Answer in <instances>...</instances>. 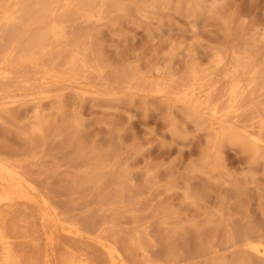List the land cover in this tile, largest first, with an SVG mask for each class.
I'll return each mask as SVG.
<instances>
[{"label":"rangeland","instance_id":"374dc122","mask_svg":"<svg viewBox=\"0 0 264 264\" xmlns=\"http://www.w3.org/2000/svg\"><path fill=\"white\" fill-rule=\"evenodd\" d=\"M113 1L126 8L114 9L96 0L92 17L70 13L64 19L65 38L55 50H77L89 61L75 81L51 80L46 84L36 79L34 91L49 88L48 97L33 95L36 98L0 107V134L19 148L22 140L4 109L18 115V124L30 125L36 111L54 115L58 97L71 99L68 112L80 113L88 142L116 150L117 158L129 165L131 185H143L133 202L106 204L102 195L119 186V181L106 183L99 191L92 185L67 190L54 183L56 177L53 184H47L50 180L38 183L40 194L61 214L60 226L79 225L80 236H63L58 243L82 246L101 259L103 248L97 242L110 241L109 229L115 230L118 240L132 231H146L155 244L151 251L157 252V237L165 227L158 224L157 212L169 209L196 218H203L204 212H232L231 180L250 173L260 184L258 188L249 186L247 212L257 232H264V196L259 195H264L263 161L251 162L250 153L237 143L225 142L219 152L213 149V138L221 130L217 121L223 119L220 115L228 101L227 89L234 79L240 81L245 97L226 113L225 124L236 125L240 131L256 129L253 105L264 99V0H201L200 7L177 4L176 0L154 5L150 0ZM7 43L0 29V52ZM59 70L65 69L59 66ZM193 71L201 79L192 97L216 102L222 108L216 116L219 118L207 109L198 110L200 117L183 114L194 107L179 93L193 82ZM253 75L256 78L251 83ZM253 83L258 88L254 91ZM157 87L166 90L160 92ZM59 145V138L47 140L42 160L58 162V174L70 175L78 170L71 148ZM211 164L216 166L214 170H210ZM149 176L152 184L147 181ZM168 182L172 185L165 189ZM112 212H124L115 227L106 223L101 230H93L87 224L89 215L110 217ZM134 215L141 217L138 223L133 222ZM34 225L36 230L15 240L16 247L26 253L36 237L37 243H43L39 221ZM136 257L135 262L126 257L125 264H142L140 252ZM180 264H202V259H184Z\"/></svg>","mask_w":264,"mask_h":264},{"label":"bare ground","instance_id":"6f19581e","mask_svg":"<svg viewBox=\"0 0 264 264\" xmlns=\"http://www.w3.org/2000/svg\"><path fill=\"white\" fill-rule=\"evenodd\" d=\"M11 1L13 6L10 5ZM99 1L100 5L109 3L114 9L126 8L118 1ZM168 1L150 0V3L154 5ZM95 2L0 0V29L8 40L7 47L0 52V107L20 99L48 97L49 88L34 91L32 84L36 79L47 81L46 84L51 80L75 81L80 72H84L89 65L87 56H80L77 50L69 51L66 48L57 52L55 47L65 38L64 19L70 13L86 19L92 17ZM176 2L196 7L201 5V0ZM101 13L100 9L98 14ZM59 66L65 70H59ZM191 78L193 82L184 85L179 93L182 100L190 99L194 107L183 110V114L200 117L198 110L207 109L216 117L222 108L209 99L201 101L193 98L201 76L193 71ZM255 78L253 75L250 82H255ZM256 86L252 85V91L256 90ZM156 90L161 92L166 88L157 87ZM227 95L225 114L220 115L223 119L216 117L219 118L217 123L221 130L213 138L214 151L219 152L225 142L237 143L250 153L251 162L262 160L264 165V99L253 105L252 118L256 119V129L240 131L236 125H226L224 119L226 113L233 111L235 104L245 97V90L238 79L231 82ZM71 102V99L67 101L58 97L54 115L36 111L30 125L18 124V115L3 110L16 127L22 145L16 148L4 134H0V264H50V261H54V264H125L126 257L135 262L138 252L142 256V264H180L181 260L194 257H200L202 264H264V232H257V225L250 218L246 206L250 196L249 186L258 188L260 184L252 173L231 180L229 194L233 198L232 212H204L203 218H196L193 214L181 215L169 209L157 212L158 224L165 226L157 237L160 243L157 252L151 251L155 244L150 242L146 231H132L118 240L115 230L109 229L110 241L97 242L103 248L101 259L91 256L82 246L58 243L63 236H80L79 225L73 222L69 226H60L61 214L55 212V207L49 205V200L40 194L37 187L41 181L50 180L47 184H53L56 177L54 183L67 190L92 185L98 191L106 183L119 181V186L102 195V201L106 204L118 201L131 203L143 190V185H131L129 165L117 158L116 150L88 142L87 127L80 113L68 112L67 106ZM51 138H59V146L71 148V159L77 171L60 175L58 162L47 164L42 160L43 145ZM217 156L216 153V160ZM81 167L83 169L79 170ZM215 167L211 164L209 168L214 170ZM105 169L108 170L104 172ZM147 181L152 184L153 178L149 176ZM171 185V182L166 183L165 189ZM123 213L112 212L110 217L89 215L86 221L93 230H101L106 223L115 227ZM131 218L136 223L141 220L137 215ZM35 220L39 221L43 231V243H37L36 237L35 242L30 243L29 253H26L24 249L16 247L15 240L25 238L31 229L36 230ZM52 256H55L54 260Z\"/></svg>","mask_w":264,"mask_h":264}]
</instances>
